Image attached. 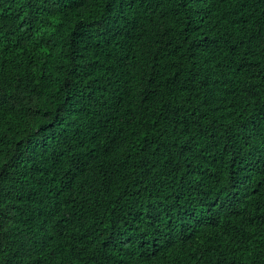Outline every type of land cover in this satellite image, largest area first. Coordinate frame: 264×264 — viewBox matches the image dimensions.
Here are the masks:
<instances>
[{"label":"trees","instance_id":"trees-1","mask_svg":"<svg viewBox=\"0 0 264 264\" xmlns=\"http://www.w3.org/2000/svg\"><path fill=\"white\" fill-rule=\"evenodd\" d=\"M0 264H264V0H0Z\"/></svg>","mask_w":264,"mask_h":264}]
</instances>
